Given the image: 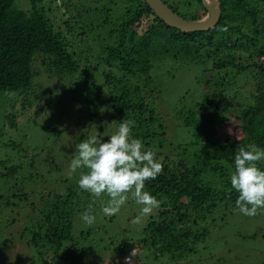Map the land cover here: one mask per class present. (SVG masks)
Listing matches in <instances>:
<instances>
[{
    "label": "trees",
    "instance_id": "16d2710c",
    "mask_svg": "<svg viewBox=\"0 0 264 264\" xmlns=\"http://www.w3.org/2000/svg\"><path fill=\"white\" fill-rule=\"evenodd\" d=\"M26 1L28 9L17 0H0V91L22 93L23 104L32 95L43 108L60 95L68 104L76 101L75 122L62 132L75 126L77 137L88 138L86 130L103 117L117 129L122 120L135 121L130 138L159 142V152L178 160L165 156L162 172L145 182L143 190L160 202L156 219L146 226L154 231L153 240L142 235L117 249L124 253L141 244L168 251L183 245L194 252L191 245L202 240L205 227H197L186 211L212 212L219 201L236 202L239 193L230 188L229 170L235 168L238 148L254 143L264 149V0H219L218 23L193 32L167 25L143 0H58L55 9L67 15L65 29L53 20L57 16L48 15L50 8L39 5L43 0ZM196 1L189 14V0L183 4L185 14L168 6L195 20L205 14L201 0ZM96 31L97 39L87 43ZM84 40L83 47L73 48V42ZM167 56L190 58L205 74L201 101L176 109V121L189 127L194 139L192 148L177 144V153L163 146L165 126L149 101L158 92L151 74L154 60ZM40 73L44 82L38 81ZM244 79L250 82L249 95L240 84ZM70 144L62 148L67 151ZM80 193L77 185H68L59 193L39 194V220L27 241L42 264L57 257L72 264L87 260L86 248L72 242L73 218L86 207Z\"/></svg>",
    "mask_w": 264,
    "mask_h": 264
},
{
    "label": "rangeland",
    "instance_id": "374dc122",
    "mask_svg": "<svg viewBox=\"0 0 264 264\" xmlns=\"http://www.w3.org/2000/svg\"><path fill=\"white\" fill-rule=\"evenodd\" d=\"M55 1L43 0L39 5L44 9L50 8L48 15L52 18L57 16L53 20L65 29L62 22L67 19V15L63 9H55L59 5L58 0ZM165 1L177 11L186 13L183 4L188 0ZM189 1L192 7L187 8L190 10L188 14L198 6L196 0ZM17 3L23 9L30 7L26 0H17ZM93 16L96 18L99 15ZM97 32L91 34L93 37L90 36L87 43L91 44L97 39ZM85 42H73L72 46L80 48ZM202 70V65L193 63L190 58L179 57L174 60L170 56L155 59L151 69L158 92L149 97V101L165 126L163 146H169L175 153L178 152L177 144L188 148L193 145L191 129L179 125L175 117L178 107L186 108L195 101H201L204 91L201 78L205 76ZM45 79V75L40 73L38 81L44 82ZM38 84L32 86L33 90L30 91L33 92ZM240 84L245 94L249 95L246 89L250 82L246 83L244 79ZM44 87H39L36 93ZM30 97L23 104L22 93L0 91V264H42L36 249L27 241L30 227L39 220V194L59 193L68 185L78 186L86 204L85 209L73 218L72 242L84 246L88 258L75 264H264V209H258L255 216H246L238 210L236 202L229 199L219 201L212 212L195 211L192 208L186 211L193 215L191 219L198 222L197 227H205L202 240L191 245L195 246L194 252L187 251L189 248L183 245L180 248L172 245L170 250L165 251L139 244L137 260L121 263L122 253L117 247L122 242L126 245L128 241L139 240L142 235L148 236V242L153 240L154 231H149L146 226L150 219H156L159 207L141 216L142 205L137 204L132 194L128 193V200L120 211L111 217L105 216L102 208L107 206L110 199L108 195L104 193L96 198L79 187L80 174L87 172V169L80 168L74 173L70 171V163L77 154L76 145L87 137H77L79 131L75 126H71L68 132L62 131L75 122L79 103L72 101L68 104L60 95L57 102H52L55 103L53 106L43 108L32 95ZM97 123L89 131L86 130L88 137L98 132L102 139L107 140L118 130L104 117ZM68 141L73 147L66 151L62 146H68ZM158 144L142 142V150L154 151L155 159L163 163L165 156L170 159L172 155L169 156L167 151L159 152ZM172 159L178 160L176 156ZM257 167L264 170V161L257 162ZM234 170L230 168L229 177ZM204 177L206 181L211 178L207 174ZM85 211L95 216L91 225L81 218ZM200 215H205V218L200 219ZM138 216L139 222H134ZM50 262L72 264L62 257Z\"/></svg>",
    "mask_w": 264,
    "mask_h": 264
},
{
    "label": "clouds",
    "instance_id": "9594fccd",
    "mask_svg": "<svg viewBox=\"0 0 264 264\" xmlns=\"http://www.w3.org/2000/svg\"><path fill=\"white\" fill-rule=\"evenodd\" d=\"M227 31V28H221ZM133 120H122L115 134L104 140L99 133L88 137L76 145L77 154L70 163V171L85 168L78 180L81 189L99 198L106 193L110 198L107 206L102 208L105 216L111 217L120 211L132 194L136 203L142 205L140 215L150 214L160 202L149 192L144 191L145 182L156 179L162 172L163 165L155 159V152L142 150L139 139H130ZM264 161V149L254 143L241 146L235 155V170L230 176L232 189L239 195L236 199L238 210L246 216H255L258 209H264V170L257 167V162ZM87 224L95 221L90 211L81 217ZM140 216L134 222H139ZM133 250L132 259L124 261V256ZM138 247H129L122 253L121 262L130 263L137 258Z\"/></svg>",
    "mask_w": 264,
    "mask_h": 264
},
{
    "label": "water",
    "instance_id": "95a60500",
    "mask_svg": "<svg viewBox=\"0 0 264 264\" xmlns=\"http://www.w3.org/2000/svg\"><path fill=\"white\" fill-rule=\"evenodd\" d=\"M167 25L184 32L205 31L213 28L220 18L219 0H201L205 14L199 19H186L177 14L163 0H143Z\"/></svg>",
    "mask_w": 264,
    "mask_h": 264
},
{
    "label": "built area",
    "instance_id": "2783aa9c",
    "mask_svg": "<svg viewBox=\"0 0 264 264\" xmlns=\"http://www.w3.org/2000/svg\"><path fill=\"white\" fill-rule=\"evenodd\" d=\"M132 253H133V250L131 249V250H129L127 253H126V255L124 256V261L125 262H129V261H131V259H132ZM134 254V253H133Z\"/></svg>",
    "mask_w": 264,
    "mask_h": 264
},
{
    "label": "crops",
    "instance_id": "0c3cea01",
    "mask_svg": "<svg viewBox=\"0 0 264 264\" xmlns=\"http://www.w3.org/2000/svg\"><path fill=\"white\" fill-rule=\"evenodd\" d=\"M135 260H137V258H136ZM120 262H121V257H120ZM121 263H122V262H121ZM115 264H117V263H115Z\"/></svg>",
    "mask_w": 264,
    "mask_h": 264
}]
</instances>
